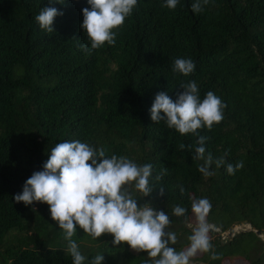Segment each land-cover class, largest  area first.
<instances>
[{"label":"trees","instance_id":"obj_1","mask_svg":"<svg viewBox=\"0 0 264 264\" xmlns=\"http://www.w3.org/2000/svg\"><path fill=\"white\" fill-rule=\"evenodd\" d=\"M193 2L179 0L169 10L166 0H138L115 30V45L89 53L81 49L87 37L80 27L87 0H0V264H73L48 206H25L14 196L57 143L74 140L153 166V192L137 203L169 215L177 250L188 245L191 228L172 208L185 207L191 217L192 199L211 202L207 220L218 229L210 236L220 258L205 253L192 263L264 264V0H209L199 13ZM45 7L63 13L53 33L35 20ZM176 58L191 59L193 73L174 76ZM181 81H195L201 99L212 91L226 105L222 122L199 130L208 138L205 156L225 159L219 168L213 162L210 177L198 171L204 161L193 159L198 135L181 136L150 119L155 96L166 92L175 101ZM241 161L229 175L226 165ZM239 225L250 230L221 238ZM73 239L84 264L97 254L102 264L146 259L127 245L114 248L108 234L93 241L77 227Z\"/></svg>","mask_w":264,"mask_h":264},{"label":"clouds","instance_id":"obj_2","mask_svg":"<svg viewBox=\"0 0 264 264\" xmlns=\"http://www.w3.org/2000/svg\"><path fill=\"white\" fill-rule=\"evenodd\" d=\"M59 3V0H49ZM138 0H87L88 7L82 9L83 21L80 25L87 37V43L81 49L88 51L100 49L105 44L114 46L116 31L127 17L131 16ZM179 0H166L163 5L169 10L176 8ZM209 0H194L193 13L201 12ZM63 15L55 7L42 8L35 17L39 28L45 33H53L54 20ZM90 44V48L88 45ZM195 63L191 59L176 58L171 71L174 76L188 77L193 73ZM183 89L175 101L166 92H159L150 108L153 123L163 120L169 129L181 136L193 134L199 136L200 129L211 131L214 125L224 119L225 103L219 96L209 91L201 99L195 81H181ZM162 114V115H161ZM206 136H199L194 148L193 159L204 161L198 171L205 177L214 175L210 166L215 163L219 168L225 165L223 157L213 161L211 154L205 156ZM185 149L184 144L179 145ZM192 149V145L187 146ZM227 153H225L226 155ZM152 165H139L126 156H106V149H95L87 142L74 140L57 143L51 149L43 170L34 172L23 185L22 192L14 196L16 203L25 206L34 203L46 204L50 219L60 230L61 238L66 241L67 253L73 264H84L76 240L77 227L85 236L97 241L102 235L112 237V246L127 245L137 253H145L144 264H192L198 255L208 253L210 259L217 260L219 254L213 251L212 231H218L207 217L211 211V202L207 198L192 199L191 217L185 207L176 205L172 215L184 217L191 228L188 245L177 250V233L169 231L171 220L165 211H157L149 203L138 206L137 201L153 192L150 183ZM243 167V162L226 165L229 175ZM167 169L154 177L160 181ZM180 192L185 189L181 186ZM159 194H165L163 187ZM104 256L97 254L91 264H102Z\"/></svg>","mask_w":264,"mask_h":264},{"label":"rangeland","instance_id":"obj_3","mask_svg":"<svg viewBox=\"0 0 264 264\" xmlns=\"http://www.w3.org/2000/svg\"><path fill=\"white\" fill-rule=\"evenodd\" d=\"M247 227L246 228H244L245 230H250V227L248 226V225H246ZM231 235V234H230ZM229 235V232H226V233H223V234H221L220 236H221V238L222 239H225L226 238V236H230ZM262 238L264 239V236H262ZM132 251V250H131ZM134 254H137V252H134V251H132ZM192 264H195V263H192ZM234 264H245L243 261H241V260H237V261H235V263Z\"/></svg>","mask_w":264,"mask_h":264},{"label":"built area","instance_id":"obj_4","mask_svg":"<svg viewBox=\"0 0 264 264\" xmlns=\"http://www.w3.org/2000/svg\"><path fill=\"white\" fill-rule=\"evenodd\" d=\"M246 227H247L246 225L245 226H243V225L235 226V227H233L232 231L229 234L236 233L239 230H242V229H244Z\"/></svg>","mask_w":264,"mask_h":264},{"label":"water","instance_id":"obj_5","mask_svg":"<svg viewBox=\"0 0 264 264\" xmlns=\"http://www.w3.org/2000/svg\"><path fill=\"white\" fill-rule=\"evenodd\" d=\"M257 235H259V232H256ZM230 235V234H229Z\"/></svg>","mask_w":264,"mask_h":264}]
</instances>
